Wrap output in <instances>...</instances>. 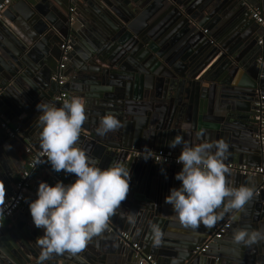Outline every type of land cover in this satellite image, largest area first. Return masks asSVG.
Here are the masks:
<instances>
[{
	"label": "water",
	"instance_id": "1",
	"mask_svg": "<svg viewBox=\"0 0 264 264\" xmlns=\"http://www.w3.org/2000/svg\"><path fill=\"white\" fill-rule=\"evenodd\" d=\"M72 5L81 9L86 36L94 43L79 65L71 59L73 47L68 63H73V73L80 76V89L88 99L81 136L89 142L84 149L101 168L119 159L130 169L129 192L110 223L130 233L161 264H172L173 258L179 264H264V240L244 246L232 239L239 228L264 231V191L256 193L260 178L226 174L228 186L252 188V200L239 211L238 220L231 219L232 213L225 214L211 228L201 224L193 230L182 225L171 205L164 203L169 190L180 186L174 177L182 166L146 163L128 152L132 147H147L179 155L181 146L172 149L168 143L182 136L193 146L223 140L228 145L225 164H264V147L253 119L257 94L264 93V66L259 63L264 60V42L259 44L264 29L251 18V7L264 8V0L16 2L0 22V113L21 128V135L11 139L0 127L2 201L11 195L21 172L22 152L29 146L41 149L36 105L59 106L51 81L62 55L58 47L64 39H70L72 46L73 41L79 42L71 29ZM48 7L64 18L68 30L61 32L54 26ZM12 11L20 18L10 23ZM73 34L75 38H70ZM109 112L120 120V128L97 135L100 118ZM44 169L38 183L54 186L57 181L75 180L74 174L55 173L48 165ZM26 205L8 226H0V264H37L40 248L35 241L43 233L34 227ZM131 215L134 224L128 221ZM228 222L232 227L224 240L214 242L205 254H194ZM150 223H157L163 232L159 247L148 239ZM86 251L91 257L84 258L90 264H136L131 248L107 230L77 255L53 254L44 264H85L78 257Z\"/></svg>",
	"mask_w": 264,
	"mask_h": 264
},
{
	"label": "clouds",
	"instance_id": "2",
	"mask_svg": "<svg viewBox=\"0 0 264 264\" xmlns=\"http://www.w3.org/2000/svg\"><path fill=\"white\" fill-rule=\"evenodd\" d=\"M36 109L40 113L35 120L38 140L51 170L75 175L69 184L39 182L35 198L27 202L34 227L43 233L35 243L40 248L37 264H44L53 254L77 255L106 230L109 218L129 192L130 169L119 159L101 168L97 159L79 147L86 120L82 98L73 96L60 106L40 102ZM120 126V120L109 112L100 118L96 133L103 136ZM178 145L181 152L176 163L182 168L174 178L180 186L169 190L164 203L171 205L182 225L193 230L201 224L211 228L225 214L232 213L231 219L238 220L239 211L252 200L254 192L246 185L228 186L226 174L230 170L224 163L228 145L218 140L193 146L182 136L168 143L172 149ZM3 195L0 184V203ZM128 221L134 224L135 216H129ZM149 227L148 239L153 247H159L163 232L157 223ZM232 239L237 245L250 246L264 240V231L239 228ZM172 264H179V259L173 258Z\"/></svg>",
	"mask_w": 264,
	"mask_h": 264
},
{
	"label": "built area",
	"instance_id": "3",
	"mask_svg": "<svg viewBox=\"0 0 264 264\" xmlns=\"http://www.w3.org/2000/svg\"><path fill=\"white\" fill-rule=\"evenodd\" d=\"M18 1L20 0H0V22L2 21L6 10ZM74 13H76V9L72 8V17L70 19L71 22L75 21ZM251 18L261 28L264 29V15L259 9L253 8L251 10ZM205 33H207V30ZM263 42V39H260L259 44L263 45ZM60 49L62 51L61 59L58 64L57 71L52 75L51 78V81L55 83L58 88V93L55 99L59 106L63 104L64 100H70L72 97V94L65 89L68 82L65 73L68 63L70 62V53L72 51L71 41L66 40ZM259 63L264 66L263 58L259 59ZM253 119L260 132V144L262 147H264V93L262 92H258L257 94V103L255 104ZM0 127L11 139H17L21 135V128L18 126H13L11 121H9L1 113ZM128 152L132 158L144 161L146 163L160 166H182L176 163L177 157L179 155L173 151H156L147 147H132L128 149ZM25 153L28 155L26 169L21 175L19 181H17L15 184V190L12 197L0 207V225L13 218L16 214L24 211L28 197L30 196L33 188L34 174L40 168H44L46 165H48L47 158L42 149H35L33 146H29L25 149ZM145 158H148V160H145ZM225 165L230 170L228 174L241 175L249 178H260L261 185L256 193L259 194L261 191H264V164L260 167H251L238 163H230ZM231 227L232 226L230 222L219 226L215 230L212 237L195 249L194 254L199 255L207 253L211 249L214 242L223 240L227 236L231 230ZM106 230L109 234L117 236L122 244L131 248L133 251V259L136 264H160L153 254L145 253L140 242L135 241L133 236L127 231L112 225L110 221H108V227Z\"/></svg>",
	"mask_w": 264,
	"mask_h": 264
},
{
	"label": "crops",
	"instance_id": "4",
	"mask_svg": "<svg viewBox=\"0 0 264 264\" xmlns=\"http://www.w3.org/2000/svg\"><path fill=\"white\" fill-rule=\"evenodd\" d=\"M15 4V3H14ZM13 4V5H14ZM13 5L11 7H13ZM11 7H9L7 10L9 11L11 9ZM74 8L76 9V13H74V16H75V21L72 22V25H71V29L74 28V31L78 34L79 36V42L77 40L73 41L74 42V45L75 46H72V51H73V47L75 49V55L73 57V55L71 56V59H73V63L75 62L76 60V63L79 65V62L82 60L84 61V54L88 52V50L90 48H92L93 46V41L91 39H89L86 34H87V26L84 25V15L82 14L81 12V9L75 5H72L71 6V9ZM255 8V9H259L261 11V13L264 15V8L262 6H255V7H251V10ZM82 11L85 10V6L82 7ZM6 10V12H7ZM46 11L48 12V16L50 18H52V20L54 21V26L57 25L58 27V30L59 31H63L65 32V29L68 30V25L66 24V21L64 20V18H60V17H57L56 13L53 11V8L52 7H48L46 8ZM87 12V10H86ZM4 18V17H3ZM20 18V15L14 11L10 12V18L8 17L7 18V21L12 23L14 22V20ZM3 20V19H2ZM68 20V19H67ZM65 21V22H64ZM2 22V21H1ZM71 22V20H70ZM27 23V22H26ZM3 24V23H1ZM33 29V28H31ZM33 30H31L32 32ZM74 36L73 35H70V38H72ZM264 39V37H262ZM261 38V39H262ZM70 40V39H69ZM66 40L64 39L63 42H65ZM85 42V43H83ZM59 49V52L61 53V49L60 47H58ZM71 51V53H72ZM70 53V54H71ZM88 54V53H87ZM264 56V54H262ZM73 63L71 62L68 66H67V70H66V76H67V79H68V82H67V86H66V89L72 94V97L73 96H77V97H80L82 98V100L84 101V106H85V111H86V106H87V97H86V93L81 91L80 89V85H79V79H80V76L79 75H75V73H73ZM57 71V67L55 68V71L54 73ZM53 73V74H54ZM53 85V88L56 92V95L58 93V88L57 86L52 83ZM86 102V103H85ZM84 125V124H83ZM83 125H82V131H83ZM256 126V125H255ZM5 132V131H4ZM82 135V133H81ZM80 135V138H79V147L83 148L84 149V146L86 143L89 142V139L85 140V138H83L82 136ZM40 147V146H39ZM22 156L24 158V160L21 159V161L19 162V167L21 166V172L19 174H17L16 176V182L13 184L12 186V192H11V195L8 196V198L5 200V201H2V203H0V207L3 205V203H5L7 200H9L13 193H14V190H15V184L17 183V181H19L21 175L23 174L24 170L26 169V165H27V161H28V155L25 153V152H22ZM48 166H50L48 164ZM45 174V169L44 168H40L35 174H34V184H33V187H35V185L38 183L39 181V176H42ZM259 184L261 183V179H259ZM261 185V184H260ZM35 198V194L33 193V188H32V191L30 193V196L28 197V201H30L31 199H34ZM27 201V202H28ZM27 208V205L26 207ZM11 223V220H8L6 222H4L2 225L4 226H8L9 224ZM1 226V225H0ZM118 226V225H117ZM179 233H183L185 234L184 232L182 231H179ZM225 239V238H224ZM223 239V240H224ZM221 250H218V252H220ZM98 256H101L103 255L102 251L101 250H96ZM86 255L90 256L91 257V254L88 253V251H86L82 256L78 257L80 259L81 262L85 263V264H90V259H87V258H84ZM154 255V254H153ZM156 257V259L158 260V257L156 255H154ZM165 260V258H164ZM135 262V261H134ZM161 264V263H160Z\"/></svg>",
	"mask_w": 264,
	"mask_h": 264
}]
</instances>
